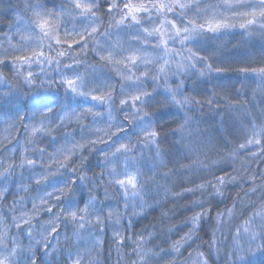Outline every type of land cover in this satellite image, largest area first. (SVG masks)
I'll use <instances>...</instances> for the list:
<instances>
[{
    "label": "clouds",
    "instance_id": "1",
    "mask_svg": "<svg viewBox=\"0 0 264 264\" xmlns=\"http://www.w3.org/2000/svg\"><path fill=\"white\" fill-rule=\"evenodd\" d=\"M93 2L82 17L0 0V54H28L37 7L88 34L44 41L52 63H0V264H264V0H177L119 25L116 0Z\"/></svg>",
    "mask_w": 264,
    "mask_h": 264
},
{
    "label": "snow or ice",
    "instance_id": "2",
    "mask_svg": "<svg viewBox=\"0 0 264 264\" xmlns=\"http://www.w3.org/2000/svg\"><path fill=\"white\" fill-rule=\"evenodd\" d=\"M177 2V0H116L115 5L108 4V10L112 11L113 8L118 11L117 24H124L129 21L131 22H139L144 19V15L146 13L152 12L154 9L160 15L161 20H166V13L169 10V6ZM183 6V4H181ZM66 13L68 15L78 14L82 17H90L94 15V2L93 0H70V7L66 9ZM34 23L36 24L39 32L35 37L31 34H23L22 35V45L21 47L28 49V54L15 53L10 55L0 54V63L6 60H15L20 62V66L23 67L25 63L30 64L33 59H35L38 63H52L53 58L51 55H46L44 48V41H48V46L51 47L54 42L57 45H62L64 48L69 50L74 49H83L86 47V41L88 39V34L84 33H69L67 30L61 34L59 31L60 24L62 23L61 16H53L50 13H46L40 10L38 7L34 10ZM18 19H22L19 18ZM174 23V21H173ZM208 26L216 27L217 24L209 21ZM96 29H93L95 31ZM146 32L149 31L148 28L144 29ZM152 31L159 32L161 37V42L163 43V32L159 31L158 26H153ZM63 37V38H62ZM0 41H5L9 44H14V39L10 37H0ZM2 46V45H0ZM75 46V48L73 47ZM114 46L119 47V41L114 42ZM61 56L65 55L64 51H61ZM102 60H105L107 63H112V56L109 54L108 56H101ZM131 59L135 60L136 57L132 56ZM59 64V61H56ZM81 61H73V64H79ZM72 65H66L65 67H71ZM29 77H31L32 73H27ZM63 86L65 90H70L73 93L84 95L87 94L93 100L103 101L105 96L108 94V90L106 89L104 92L100 91H88L92 85L87 81L85 77H76L69 78L65 77L63 79ZM63 119H67L69 124H71L75 120H79L82 118V114H78L77 112H73L69 110L64 113ZM35 131V130H34Z\"/></svg>",
    "mask_w": 264,
    "mask_h": 264
},
{
    "label": "trees",
    "instance_id": "3",
    "mask_svg": "<svg viewBox=\"0 0 264 264\" xmlns=\"http://www.w3.org/2000/svg\"><path fill=\"white\" fill-rule=\"evenodd\" d=\"M75 48V46H73Z\"/></svg>",
    "mask_w": 264,
    "mask_h": 264
}]
</instances>
